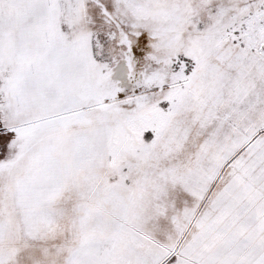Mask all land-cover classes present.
Here are the masks:
<instances>
[{"label": "snow or ice", "instance_id": "snow-or-ice-1", "mask_svg": "<svg viewBox=\"0 0 264 264\" xmlns=\"http://www.w3.org/2000/svg\"><path fill=\"white\" fill-rule=\"evenodd\" d=\"M0 264H264V0H0Z\"/></svg>", "mask_w": 264, "mask_h": 264}]
</instances>
